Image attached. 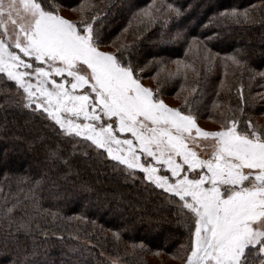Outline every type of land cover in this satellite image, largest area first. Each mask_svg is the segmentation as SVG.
Listing matches in <instances>:
<instances>
[{"label": "trees", "instance_id": "1", "mask_svg": "<svg viewBox=\"0 0 264 264\" xmlns=\"http://www.w3.org/2000/svg\"><path fill=\"white\" fill-rule=\"evenodd\" d=\"M47 3L54 9L86 3L80 21L96 17L100 45L121 41L115 54L141 77L156 76L161 93L187 91L184 108L243 125L264 113V78L257 74L264 71V0ZM233 8L248 20L221 15ZM144 9L155 22L147 23ZM237 50L244 68L227 60ZM22 99L14 82L0 77V264L25 258L31 264H149L162 253L186 258L190 213L176 198L141 172L129 175L106 152L61 134L23 108ZM8 208L13 212L6 216Z\"/></svg>", "mask_w": 264, "mask_h": 264}, {"label": "snow or ice", "instance_id": "2", "mask_svg": "<svg viewBox=\"0 0 264 264\" xmlns=\"http://www.w3.org/2000/svg\"><path fill=\"white\" fill-rule=\"evenodd\" d=\"M221 15L248 20L235 8ZM142 16L148 24L157 19L148 9ZM95 19H67L47 0H0V77L20 90L23 108L61 134L106 152L129 175L139 170L145 182L178 198L191 220L185 264H264V130L251 121L241 129L234 118L218 131L200 128L191 111L145 87L130 62L100 50ZM205 59L211 63V54ZM227 60L245 67L238 50ZM257 74L264 78V71ZM197 137L211 138L210 153L201 156L190 146ZM12 212L6 209V216Z\"/></svg>", "mask_w": 264, "mask_h": 264}, {"label": "rangeland", "instance_id": "3", "mask_svg": "<svg viewBox=\"0 0 264 264\" xmlns=\"http://www.w3.org/2000/svg\"><path fill=\"white\" fill-rule=\"evenodd\" d=\"M86 5H87L86 3H83V4H81V7L83 8ZM55 10L60 15L64 16L67 19H70L73 21H80L81 20V12L77 9H69V8L66 9L63 7H58L56 5ZM0 31H2V30H0ZM9 31L10 32L12 31V26L10 24H9ZM119 44H121V41L114 42L113 46H110V47L101 46V45H99V47H100V50H102V51L116 53L117 52L116 49H117V46ZM171 67L169 68V70L171 71V73H173L172 72L173 70L171 69ZM137 74L139 75V77L141 79V83L145 87L152 89L154 95H157L160 99H163L165 101V103H167L169 106L183 109L186 113L188 111H191V113L194 115V117L196 119L197 125L200 128L207 130V131H218L228 121V119H225V120L222 119L221 120L219 118H213L209 115H201L199 112H195V111L184 108V104L189 102L188 99L185 98V96H184L187 91L180 89L182 91H179L176 93H172L169 91L168 93L166 92L163 94L159 91V88L157 85V84H159V82H158L156 76L141 77L140 73H137ZM231 119H233V118H231ZM249 119L255 128L260 129V130H264V113L260 114L258 116H251V117H249ZM236 120H238L240 122L239 127L241 129L246 127L247 122H245V124L243 125V123L241 122V119L239 120L236 118ZM196 139H197L198 143L191 144L190 146L193 147L198 152V154H200L201 156H205L207 153H210L212 151L211 138H208L207 140H205L204 138L197 137ZM136 171L140 172L139 170H136ZM176 200H178V198H176ZM192 230H194V229H192ZM184 257L185 256L182 255L179 258H175V257H173V255L171 256V254L162 253L160 255H157L156 257L152 256L151 258L148 259V262H149V264H185L186 258H184ZM118 264H120V263L118 262Z\"/></svg>", "mask_w": 264, "mask_h": 264}]
</instances>
